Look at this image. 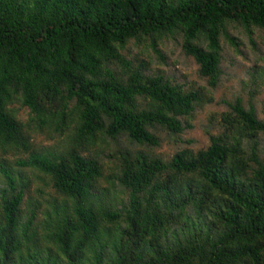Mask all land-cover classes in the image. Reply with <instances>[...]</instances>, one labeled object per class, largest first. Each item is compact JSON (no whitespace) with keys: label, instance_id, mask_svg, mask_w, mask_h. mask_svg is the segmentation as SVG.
Returning a JSON list of instances; mask_svg holds the SVG:
<instances>
[{"label":"trees","instance_id":"16d2710c","mask_svg":"<svg viewBox=\"0 0 264 264\" xmlns=\"http://www.w3.org/2000/svg\"><path fill=\"white\" fill-rule=\"evenodd\" d=\"M229 24L264 0H0V264H264V117L238 97L164 159L210 98L124 55L179 36L214 88Z\"/></svg>","mask_w":264,"mask_h":264},{"label":"rangeland","instance_id":"374dc122","mask_svg":"<svg viewBox=\"0 0 264 264\" xmlns=\"http://www.w3.org/2000/svg\"><path fill=\"white\" fill-rule=\"evenodd\" d=\"M226 32L233 38V43L224 36L220 37L221 75L214 88L209 86L206 78L198 75L194 60L183 53L179 36L167 37L159 42V55L151 49L149 42L139 45L129 43L124 50L128 59L136 64L143 62L147 73L160 72L185 89H197L210 98V101L197 106L190 117L183 119V125L190 127L182 133L157 132L160 145L155 152L164 159H169L178 149L206 147L209 136L221 129V117L228 111L227 104L238 97L245 105L251 104L259 118L264 117V30L253 28L249 34L243 28L229 24ZM18 117L26 120L27 110L19 109ZM35 142L56 145L55 140L45 135H37ZM262 142L264 145V139ZM127 146H130L128 142L121 138L117 143H110L109 149L116 151Z\"/></svg>","mask_w":264,"mask_h":264}]
</instances>
